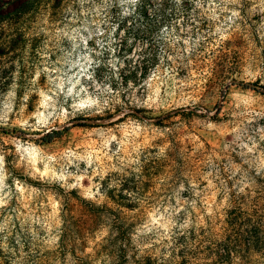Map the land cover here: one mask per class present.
Masks as SVG:
<instances>
[{
	"label": "rangeland",
	"instance_id": "obj_1",
	"mask_svg": "<svg viewBox=\"0 0 264 264\" xmlns=\"http://www.w3.org/2000/svg\"><path fill=\"white\" fill-rule=\"evenodd\" d=\"M138 1L0 21V264H264V0Z\"/></svg>",
	"mask_w": 264,
	"mask_h": 264
},
{
	"label": "trees",
	"instance_id": "obj_2",
	"mask_svg": "<svg viewBox=\"0 0 264 264\" xmlns=\"http://www.w3.org/2000/svg\"><path fill=\"white\" fill-rule=\"evenodd\" d=\"M30 1H33V0H0V21L4 20L7 17H9L10 19L12 15H18L17 17H19L20 14L24 12L23 11V6H25L24 4ZM144 3H145V0H139L138 4H136L135 6L136 10L143 9L145 7ZM3 5H5L4 8L1 7ZM163 8L164 6L162 5L158 7L159 11L163 10ZM125 40H126L125 38H122L119 40L120 45H121L120 49L122 51L121 55L125 54L129 50L128 47H123ZM155 60H156V52L151 46H148L147 48L143 49L139 53L138 60L135 61L134 64L132 65L130 64L128 66L129 68H127V70L129 73L126 76H129L130 78H136L137 74H139L140 76L143 75V73L148 68H150V66L153 65ZM239 85H241L242 87L253 88L255 86V83L254 82L239 83ZM68 128L69 127L64 126L62 128H56V129H51L49 131H46L42 135L41 140L43 142H51L52 140L59 138L63 134V132L67 130Z\"/></svg>",
	"mask_w": 264,
	"mask_h": 264
}]
</instances>
